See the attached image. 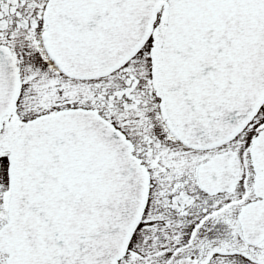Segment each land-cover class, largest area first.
<instances>
[{
    "label": "snow or ice",
    "instance_id": "1",
    "mask_svg": "<svg viewBox=\"0 0 264 264\" xmlns=\"http://www.w3.org/2000/svg\"><path fill=\"white\" fill-rule=\"evenodd\" d=\"M0 264H264V0H0Z\"/></svg>",
    "mask_w": 264,
    "mask_h": 264
}]
</instances>
